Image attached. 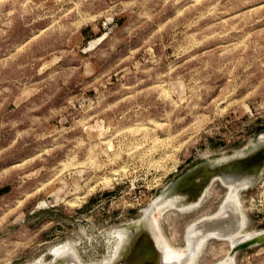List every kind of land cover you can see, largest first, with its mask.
<instances>
[{"label":"rangeland","instance_id":"rangeland-1","mask_svg":"<svg viewBox=\"0 0 264 264\" xmlns=\"http://www.w3.org/2000/svg\"><path fill=\"white\" fill-rule=\"evenodd\" d=\"M263 130L264 0H0V264L63 244L109 261L179 177ZM227 193L215 180L191 210H155L163 240L186 248ZM239 200L241 232L264 237V169ZM230 252L210 238L193 264ZM233 260L264 264V239Z\"/></svg>","mask_w":264,"mask_h":264},{"label":"bare ground","instance_id":"bare-ground-1","mask_svg":"<svg viewBox=\"0 0 264 264\" xmlns=\"http://www.w3.org/2000/svg\"><path fill=\"white\" fill-rule=\"evenodd\" d=\"M258 139V142L240 152L197 166L194 172L182 177L169 192L150 204L143 219L136 222L132 230L121 228L115 232V247L109 261L107 259L105 263L104 260L103 263L91 264H148L146 261L149 258H154V264H193L201 247L210 238L226 240L230 244L229 256L219 264H234L233 256L239 244L256 239L253 246L259 243L258 239H263L262 232H241L246 221L239 200V192L245 189L241 186L255 173L260 175L264 169V157L256 161L250 159L256 155L260 157L264 148V132ZM245 159L248 160L247 166L237 168L239 164L236 163ZM256 168L258 169L255 171ZM215 180L221 181L228 188L226 199L218 213L188 227L185 235L186 248L169 246L159 233L154 213H162L167 209L180 212L191 210L203 200ZM63 245L54 250L55 257H62L63 264H83L70 245Z\"/></svg>","mask_w":264,"mask_h":264},{"label":"water","instance_id":"water-1","mask_svg":"<svg viewBox=\"0 0 264 264\" xmlns=\"http://www.w3.org/2000/svg\"><path fill=\"white\" fill-rule=\"evenodd\" d=\"M264 131V130H263ZM264 157V148H263V150L260 152V157L258 156V155H256V156H254V157H252V158H250L251 160H253V161H256L257 159H259V158H263ZM247 159H245V160H242L241 162H239V163H236V164H239V165H237V168H243V167H245V166H247ZM207 162H209V161H205V162H203V163H201V164H199V165H197V166H200V165H203V164H205V163H207ZM244 163V164H243ZM196 166V167H197ZM196 167H194V168H192L191 170H189L188 172H186L184 175H182L181 177H179L172 185H171V187H170V189H172L173 188V186L175 185V184H177V182L182 178V177H184L185 175H187V174H191L192 172H194L195 171V168ZM258 168H256L255 169V171L257 170ZM258 176L259 175H257L256 173L254 174V176L252 177V178H249L242 186H241V188H245V189H247V188H249V187H251V186H253L255 183H256V181H257V179H258ZM170 189L167 191V192H169L170 191ZM164 193H166V192H162L161 193V195H160V197L164 194ZM142 218H143V216H142ZM141 218V219H142ZM140 219V220H141ZM136 224V223H135ZM135 224H133V225H131V226H129V227H126L125 229L126 230H132L134 227H135ZM263 239H264V237H263ZM262 239V240H263ZM261 239H258V242H261L262 241ZM256 241V239H253L252 241H250V242H244V243H241V244H239L238 246H237V251H239V250H243V249H246V248H249L250 246H252V244H254V243H256L255 242ZM146 256L148 257L149 256V254H148V252H146ZM148 264H154L155 262H154V258H149L147 261H146ZM64 263V259L62 258V257H53L52 258V260H51V262H49V263H47V264H63Z\"/></svg>","mask_w":264,"mask_h":264}]
</instances>
